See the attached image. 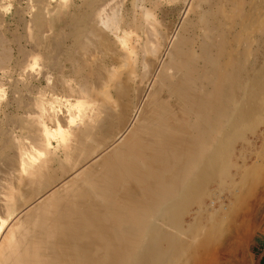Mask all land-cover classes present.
I'll list each match as a JSON object with an SVG mask.
<instances>
[{"label":"bare ground","instance_id":"obj_1","mask_svg":"<svg viewBox=\"0 0 264 264\" xmlns=\"http://www.w3.org/2000/svg\"><path fill=\"white\" fill-rule=\"evenodd\" d=\"M78 1L0 32V76L37 88L18 146L0 106V264H235L264 203V0Z\"/></svg>","mask_w":264,"mask_h":264},{"label":"rangeland","instance_id":"obj_2","mask_svg":"<svg viewBox=\"0 0 264 264\" xmlns=\"http://www.w3.org/2000/svg\"><path fill=\"white\" fill-rule=\"evenodd\" d=\"M78 2L79 1L76 0V4H78ZM29 3H30L29 0H0V32L4 33L7 39H11L12 36H20L22 33L25 32L23 26L24 24L22 22L27 14V13L24 14V9L27 8ZM163 3L166 4L167 2L163 0ZM176 14L177 12L168 13L167 15L168 23L171 22L174 19V17L175 18L177 17ZM60 18L62 20V15L61 17H59V20ZM69 43L70 42L68 40H65L63 46H66ZM57 59H58V63L62 62L61 65L63 66L64 76L58 74V71L54 69L52 72L60 79V85L57 86L55 91L48 90L49 92H44L45 93L44 96L46 95V97L48 96L51 97L53 95L55 96V94L56 96H58L59 100L58 102L53 104L54 107L52 109L57 110L59 112V117L62 118L66 115L68 109L71 108L73 105H75L76 97L75 95L72 94L70 95L69 93L66 92L68 90H71L72 86L74 87L73 82L67 81L69 78L72 79L71 77H67V74L69 73L68 72L69 62L61 53L58 54ZM59 69L61 70L60 67ZM24 80L25 79H22L21 75H19L17 71H11L6 75L0 76V81L3 83L4 88L6 89L5 99L0 101V106L3 110L2 111L3 116L4 114L6 115V119L3 123V128L7 133H11V136L14 137L15 140H17L15 142L16 146H18L19 139L23 136H26L27 134V130L23 129V123H24L23 119H25L24 116H26L25 111L26 112L36 111L35 98L33 97L37 95L36 93L37 88L33 87L31 85V82L28 85L27 81ZM65 81H66V86L62 83ZM41 82H42L40 83L41 85L44 84L43 80ZM16 97L18 98L21 97L24 100L25 106L21 108L16 100ZM47 108L50 109V107ZM45 120L49 127L53 129L56 128V123L53 122L52 119L46 118ZM239 143L240 142L236 144L237 148L239 146ZM52 146L53 147L57 146V142L55 140L52 141ZM15 150H17V148L13 147L11 150L8 151V155L14 156ZM63 156L64 153L62 152V150L59 147L56 148L54 159L51 160L49 166L46 168V172H48V175H51L56 171L58 172L60 166L63 167V165L64 168H66V166L67 168L68 167L70 168V165L65 163ZM2 163H4V165ZM59 164L62 165L59 166ZM0 165L2 166V168L0 166V186L4 187V185H6V180L11 176L13 177L17 172H16V167H13L14 169L11 170V167H9V165H7L6 161L4 160L0 161ZM13 173L15 174L13 175ZM263 214H264V203L262 204V208L257 215V220H258V224L256 225L257 228L256 227L254 228V233L250 236V238H248L249 239L248 241L246 242L244 241L241 249L234 257L233 262H235V264H240V263L253 264L257 255L264 248V215Z\"/></svg>","mask_w":264,"mask_h":264},{"label":"water","instance_id":"obj_3","mask_svg":"<svg viewBox=\"0 0 264 264\" xmlns=\"http://www.w3.org/2000/svg\"><path fill=\"white\" fill-rule=\"evenodd\" d=\"M263 258H264V248H263L262 251L257 255V257L255 258L253 264H261Z\"/></svg>","mask_w":264,"mask_h":264},{"label":"trees","instance_id":"obj_4","mask_svg":"<svg viewBox=\"0 0 264 264\" xmlns=\"http://www.w3.org/2000/svg\"><path fill=\"white\" fill-rule=\"evenodd\" d=\"M261 264H264V258H263V260H262V263Z\"/></svg>","mask_w":264,"mask_h":264}]
</instances>
